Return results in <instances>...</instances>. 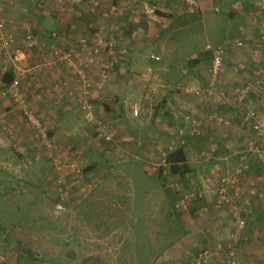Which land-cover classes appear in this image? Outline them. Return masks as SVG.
<instances>
[{
	"label": "crops",
	"instance_id": "0c3cea01",
	"mask_svg": "<svg viewBox=\"0 0 264 264\" xmlns=\"http://www.w3.org/2000/svg\"><path fill=\"white\" fill-rule=\"evenodd\" d=\"M257 2L82 0L71 7L64 0H0V19L5 31L15 35L21 54L16 61L0 42V201L23 215L25 205L17 201L23 198L28 207L41 208L27 217L50 215V204L57 198L54 202L45 188L34 197L17 189L19 185L13 187L16 179L5 170L30 169L29 157L44 161L50 154L46 151L59 163L74 166L70 152L84 153V143L96 146L91 138L100 140L98 124L106 122L118 148L100 152L119 151L125 160L106 167L93 161L94 187L100 190L111 181L101 170L120 171L124 209L132 214L136 207L147 206L155 208L162 221L181 220L183 235L156 264H193L203 249L214 252L223 246L227 251L229 244L240 264H264V10ZM195 27L224 48V69L216 79L205 47L187 56L175 49L180 37ZM29 35L35 41L32 48ZM82 39L116 44L98 57V64H107L106 72L94 65L88 73L92 124L78 99ZM166 39L173 42L172 49ZM12 76L19 79L18 86L9 83ZM19 95L49 130V145L36 137ZM134 102H139L137 116ZM133 170L150 183V195L127 174ZM224 180L230 203L217 195ZM184 193L197 196L181 211L175 202ZM235 213L245 221L244 228L238 227ZM30 227L17 228L18 243L0 238V264H60L67 259L73 249L67 250L61 238L54 239L51 226L42 237ZM26 231L29 236L23 239ZM226 260L223 253L205 264Z\"/></svg>",
	"mask_w": 264,
	"mask_h": 264
},
{
	"label": "rangeland",
	"instance_id": "374dc122",
	"mask_svg": "<svg viewBox=\"0 0 264 264\" xmlns=\"http://www.w3.org/2000/svg\"><path fill=\"white\" fill-rule=\"evenodd\" d=\"M262 25L264 26V21ZM180 38L181 43L179 46L176 45L175 49L184 51L185 56L198 53L204 47L209 52L207 50L208 46L218 48L217 46L220 45L214 40H206L196 27L193 31H187V34L182 35ZM100 40L103 45L108 43L103 39ZM165 43L169 44L167 48L172 49L173 42L166 39ZM207 55L209 60L212 53L209 52ZM101 56H99V59ZM185 58L183 59L186 60ZM99 59H96L95 65H99L100 70L106 72L107 64H98L101 63ZM138 103L134 102L132 104V112L134 106ZM104 123L108 125V123ZM33 130L37 134V131ZM36 137L43 142H47V145L50 144L49 138L43 140L39 136ZM115 139L116 134L111 141L98 140L92 137L91 141H97L94 144L96 146L87 147L84 143V153L70 152L69 156L72 157L74 166L59 163L58 158L55 157L56 155L52 151H46L50 154L47 155L44 161L40 160V162L37 161L39 159L29 157L32 161L29 164L30 169L22 168L11 172L5 170L16 179L13 187L19 185L17 189H21L25 193L28 191L34 197H39L41 194L39 192L45 188L46 191H49L48 194H51L54 202L57 198V203L50 204V215L34 218V216L27 217L26 214L29 215L33 211L41 212V208L37 206L36 208L28 207L25 199L19 198L17 200L20 205H25V208L20 209L26 213L23 215L18 213L11 203L0 201V210H2L0 211V238L14 244L21 240L18 239L21 234L16 231L18 227L21 230L25 228L32 230L30 226L33 225L36 235L42 237L47 232L48 227L51 226L48 230L53 233V237H56L54 239L59 240L61 238L67 250L73 249L69 251L67 259L61 261L60 264H156V261L163 256L164 252L170 250L173 242H177L183 235L181 220L178 218L177 221L174 218L172 224L170 223L171 220L162 221L161 218L159 219L155 215L157 210L155 208L149 209L147 206L136 207L132 214L129 209H124V206L127 205V199H124L123 182L118 177V174H121L120 171L108 172L107 170H101L100 174H106V178L110 179L112 184L106 182L99 188L100 190L94 187L96 173L93 175V171L89 170L93 161L106 167L111 163L115 164L125 160V157L118 154L119 151H116V155H111L106 151L104 154L100 152V149H117L118 146H115L116 144L113 142ZM92 148L96 149L99 154L96 152L91 153ZM133 149L136 148L133 147ZM15 159L18 158L15 157ZM128 173L134 175L135 184L141 186L142 189L145 188L150 195L152 188L144 175L140 174L138 170L128 171ZM8 180L12 181L11 179ZM116 182H119V186H116L117 189L113 186V184L117 185ZM27 183H33L35 187L27 185ZM68 187H71L72 190ZM96 191L98 194H95ZM140 193L142 197L143 193L141 191ZM115 195H117V201L114 203ZM194 195L196 198L197 195L195 193ZM217 195L219 196V190ZM194 200H192V203ZM113 205L115 206L113 207ZM151 206L155 207L156 204L153 203ZM185 210L182 209L181 211ZM143 211L146 212V216L141 214ZM32 214L34 213H30V215ZM138 214H141L143 218L141 219V215L137 216ZM26 236H29L28 231L22 235V238L24 239ZM3 256L1 255L0 258ZM55 264L59 263L56 262Z\"/></svg>",
	"mask_w": 264,
	"mask_h": 264
},
{
	"label": "built area",
	"instance_id": "2783aa9c",
	"mask_svg": "<svg viewBox=\"0 0 264 264\" xmlns=\"http://www.w3.org/2000/svg\"><path fill=\"white\" fill-rule=\"evenodd\" d=\"M71 7H76L78 3H80L82 0H64ZM258 8L260 10H264V0H258L257 2ZM6 26L5 23L0 19V42L2 45V48L8 52L10 55L13 54V58L18 61L19 60V50H18V42L13 33L6 32ZM32 36L27 37V44L28 48H32L35 45V41H32ZM238 45H241L238 43ZM80 47L81 51L84 53V60L81 63L79 67V76L81 80L82 85V92L78 94V99L82 103L83 110L85 113V118L89 124L95 123V114L93 112V105L90 103V97L92 93V81L89 77V71L91 68L95 65L96 59L105 52V48L109 50H114L116 47V44L114 41L108 42L106 45L102 44L101 40H97L96 43H91L87 39H82L80 41ZM104 49V50H103ZM207 50L212 53L210 58V72L213 79H216L221 75L224 69V57H223V47L218 48H212L211 46L207 47ZM21 55V54H20ZM62 59V62L66 60V57H60ZM19 79H15L13 85L18 86ZM19 100L23 104V114L28 121V123L37 131V135L42 138L43 140H46L48 138V132L46 128L43 126V124L37 119L35 114L31 111L29 108L28 102L19 95ZM133 114L137 116L139 114V107L138 104H136L133 108ZM258 128V127H257ZM97 133L100 136V139H104L106 141H111L114 138V133L111 132L105 124L99 123L97 127ZM251 149H255L256 145L255 143H251L250 146ZM219 196L220 199L225 203H230V193L228 190V180L223 181V185L219 189ZM195 195L193 193H186L181 198H179L175 202V208L179 210H185L188 209L189 206L192 203V200H194ZM234 218L238 224L239 228H244L245 221L239 217L236 213L234 214ZM225 253L227 255V260L223 264H240L236 258H235V249L232 246V244H229L227 246V251H224L223 246H219L218 249H216L214 252L209 249H203L200 251L193 264H205L208 259H210L214 255L222 256V254Z\"/></svg>",
	"mask_w": 264,
	"mask_h": 264
},
{
	"label": "trees",
	"instance_id": "16d2710c",
	"mask_svg": "<svg viewBox=\"0 0 264 264\" xmlns=\"http://www.w3.org/2000/svg\"><path fill=\"white\" fill-rule=\"evenodd\" d=\"M13 82H14V79H13V76H12V79L10 80L9 83L12 84ZM41 123H42V122H41ZM42 124H43V123H42ZM43 126L46 128V130H47V132H48V138H49V140H50V132H49V130L47 129V127H46L45 125H43ZM93 167H94V166L91 165V166L89 167V170H90V169L92 170Z\"/></svg>",
	"mask_w": 264,
	"mask_h": 264
}]
</instances>
